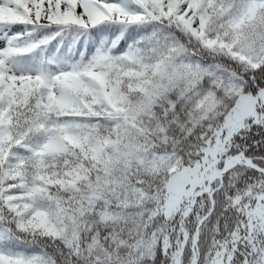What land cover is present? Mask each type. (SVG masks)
Instances as JSON below:
<instances>
[{"label":"snow or ice","instance_id":"1","mask_svg":"<svg viewBox=\"0 0 264 264\" xmlns=\"http://www.w3.org/2000/svg\"><path fill=\"white\" fill-rule=\"evenodd\" d=\"M0 264H264V0H0Z\"/></svg>","mask_w":264,"mask_h":264}]
</instances>
